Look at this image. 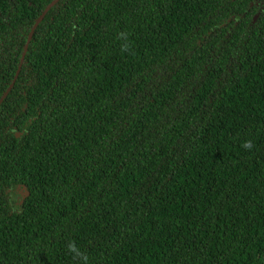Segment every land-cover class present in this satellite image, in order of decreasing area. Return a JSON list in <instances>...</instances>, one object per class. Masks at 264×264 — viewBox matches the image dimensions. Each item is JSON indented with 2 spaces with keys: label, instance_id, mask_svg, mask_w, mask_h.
<instances>
[{
  "label": "trees",
  "instance_id": "trees-1",
  "mask_svg": "<svg viewBox=\"0 0 264 264\" xmlns=\"http://www.w3.org/2000/svg\"><path fill=\"white\" fill-rule=\"evenodd\" d=\"M51 2L0 0V264H264V0H61L21 65Z\"/></svg>",
  "mask_w": 264,
  "mask_h": 264
},
{
  "label": "water",
  "instance_id": "water-1",
  "mask_svg": "<svg viewBox=\"0 0 264 264\" xmlns=\"http://www.w3.org/2000/svg\"><path fill=\"white\" fill-rule=\"evenodd\" d=\"M60 1H61V0H53V2H51V4H49V6H47V8H46L45 11L43 12V14H42V15L39 17V19L37 20L35 26H34L33 29H32V32H31V34H30V36H29V39H28L27 45H26V47H25V51H24V53H23V57H22V61H21V65H22V63H23V61H24V59H25L26 53H27V51H28V47H29L30 42H31V40H32V38H33V35H34L35 30H36V29L38 28V26L43 22V20L45 19L46 15L50 12V10H51L55 5H57ZM20 67H21V66H20ZM17 77H18V75H17ZM17 77H16V79H17ZM7 95H8V92H7V93L3 96V98L0 100V106H1V104L3 103L4 99L7 97Z\"/></svg>",
  "mask_w": 264,
  "mask_h": 264
},
{
  "label": "clouds",
  "instance_id": "clouds-1",
  "mask_svg": "<svg viewBox=\"0 0 264 264\" xmlns=\"http://www.w3.org/2000/svg\"><path fill=\"white\" fill-rule=\"evenodd\" d=\"M244 147H250V144L249 143H245Z\"/></svg>",
  "mask_w": 264,
  "mask_h": 264
}]
</instances>
